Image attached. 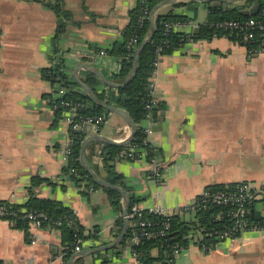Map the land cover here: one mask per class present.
Wrapping results in <instances>:
<instances>
[{"label":"crops","instance_id":"crops-1","mask_svg":"<svg viewBox=\"0 0 264 264\" xmlns=\"http://www.w3.org/2000/svg\"><path fill=\"white\" fill-rule=\"evenodd\" d=\"M47 1L0 0V201L22 207L32 194L59 202L73 210L83 228L81 250L109 245L119 236L116 222L122 214L102 189L85 191L62 172L68 126L48 100L55 85L42 73L56 61L73 79L75 68L88 64L110 80L120 63L107 52L122 42L139 0H51L71 15L59 36V18ZM174 4L158 12L186 18L174 22L172 32L187 40L161 57L153 74L158 110L149 148L162 167V182L149 176L146 159L118 158L114 169L142 209L179 208L209 186L235 183H249L264 201V53L250 56V43L230 34L192 39L206 23L205 3ZM100 50L107 54L96 56ZM87 73L79 69L77 76L84 82ZM84 131L83 139L100 134L123 140L130 133L112 113L98 133ZM100 144L85 147L90 166L98 162ZM33 178L44 181L34 186ZM119 245L72 264H141L129 246ZM65 251L61 229H19L0 219V264H66ZM172 264H264V231L241 233L211 252L189 243Z\"/></svg>","mask_w":264,"mask_h":264},{"label":"trees","instance_id":"trees-1","mask_svg":"<svg viewBox=\"0 0 264 264\" xmlns=\"http://www.w3.org/2000/svg\"><path fill=\"white\" fill-rule=\"evenodd\" d=\"M159 1L161 0H152L148 3L149 12ZM45 5L59 18V26L56 33L57 36H59L65 30V26L62 22L68 21L71 18V15L58 2L48 0ZM174 5L180 4L175 3ZM205 5L208 17L206 23L201 26L200 32L196 36L192 37L194 40L210 39L214 36L221 37L225 34L227 36H229V34L232 35V39H242L241 36H238V33L224 32L223 30L212 26L213 24L223 21H243L248 18H254L264 24V0H244V2L240 4L210 2L205 3ZM254 5H257L256 13L250 16L244 15V11L251 9ZM139 8L140 6L137 4L136 8L130 13L131 22L129 27L124 31L122 42L116 44L107 52L109 55L117 58L120 63L119 72L109 76L111 81L118 84H122L124 82L125 77L132 68L134 54L129 56L130 52L127 48L131 39L134 36L137 38V48L147 34L149 25L147 20L144 26L139 27L137 25ZM186 21V18L180 16L174 17L171 13H156L154 36L151 42L146 45L140 53L136 73L133 79L127 84L116 89L108 88V90L105 91L98 89V86H103V84L93 74L88 72L86 74V79L84 80V83L95 91L101 101L108 105L121 108L130 115L136 125V133L133 138L132 145L136 148V154H140L144 151L149 152L147 160H150L153 153L150 151L149 146L143 145V128L146 124V110L144 107L146 102L150 99L148 87L149 79L155 70L154 62L156 61L157 56L155 52L157 48H160L159 54L161 58L163 56L170 55L174 50L185 44L187 40L185 37L175 35L173 32L166 33L164 26L165 24L172 26L174 22L184 23ZM261 41H264V36L263 38L258 36L256 42L249 44V46H255ZM54 62V66L43 71V78L50 81L53 85H58L68 89L69 93L66 94V99H72L74 101L86 100L89 105L86 110L84 109L80 112L82 116L85 117L100 114H105L107 116L110 115L108 111L93 104L87 96L80 92L74 80L68 75L67 70L62 63L58 64V62ZM52 104L53 102L51 99V105ZM157 110V106L152 110L154 120L157 119ZM59 113L60 110H57L56 114L59 115ZM70 138L72 141L71 156L62 172L69 175L77 185L84 186L85 191L87 189H102L107 195L110 206L121 215L123 210L120 194L117 191L104 189L93 183L92 179L82 168L79 162L80 144L83 140L82 132L79 130L73 131L70 134ZM100 145L102 159L100 162L98 161L97 164H92L91 167L108 183L125 189L122 182V176L115 171L113 163L116 159L121 157L120 153L126 147L122 148L106 144ZM99 167L103 172H100ZM43 181L44 180L39 178H33L32 185H38ZM239 184L240 183L209 186L206 188V191L211 195L219 191H234ZM204 199L207 200L205 203H203ZM137 202V199L130 196V206L128 210L129 216L132 213V207L137 205ZM193 202L195 211L190 212L188 215L181 213L174 214L169 216L167 219L144 211L142 218L143 220L152 223V227L149 230L155 233V236L151 238H140L137 243L131 242L132 234L137 230L136 226L131 225V221L134 219L127 218V232L119 247L129 246L133 255L141 264H154L157 261L163 264H167L169 261H172L171 263H168L172 264L175 259L173 256L174 248H186L189 245V240L187 239L189 234L196 236L201 243H214L215 240L213 236L210 238L207 236V233L222 232L224 230H230L233 227L234 221L231 216L228 215L229 211L235 209L233 205H217L212 198H204L201 195L197 196ZM0 204H3L9 213L5 219L12 222L14 226L19 229H25L28 226L27 221L23 218L25 214L23 213L24 211L35 210L45 213L48 217L46 225L61 229L64 243L66 245L65 260L72 255V250L76 240L80 239L82 241L84 239L83 228L80 226L73 210L65 207L59 202L38 199L31 194L28 202L22 207L10 205L2 201H0ZM247 207L248 212L246 219L249 225L248 227L263 226L264 216L258 210L257 202L250 203ZM166 220H168L169 228L164 230L163 225ZM58 223L59 225H57ZM116 223L119 227L116 234L118 236L122 229L123 217L120 216ZM161 230L163 233H160ZM240 235L241 232H237L235 237H239ZM153 251L157 252V256L154 257L152 255ZM107 262H109V260H105L104 264Z\"/></svg>","mask_w":264,"mask_h":264},{"label":"built area","instance_id":"built-area-1","mask_svg":"<svg viewBox=\"0 0 264 264\" xmlns=\"http://www.w3.org/2000/svg\"><path fill=\"white\" fill-rule=\"evenodd\" d=\"M152 0H139L138 5L140 6L138 11V19H137V25L139 27L144 26L146 20L148 21L149 17V8L148 3ZM217 29H221L224 32L228 33H238V36L242 37V40L247 43H254L258 39V36H261L263 38L264 36V24L263 22L257 21L254 18H248L247 20L243 21H223L216 24H213ZM165 32L170 33L172 32L173 27L169 24H165ZM137 38L134 36L129 45L128 50L130 52L129 56H132L134 54V51L137 46ZM160 48H157L156 50V61L154 62L155 68L158 64V61L160 59ZM250 56L255 54H261L264 53V41L259 42L255 46H250L247 50ZM107 53L104 50H100L97 52L96 56H105ZM154 74V73H153ZM153 74L151 78L149 79V97L150 99L145 104V110H146V124L143 128V145L144 146H150L149 145V137L152 134V127L156 124L155 120L152 116V110L156 107L157 102L154 98V88H155V82L153 78ZM101 90H108V87L103 85V88ZM69 93V90L55 85L53 92L51 94V98L49 97L48 100L51 103V99L53 104L51 105L55 111L60 110V113L64 117V121L68 126L67 131V138L65 140V146L63 150L61 151V155L63 156L64 160L68 163L69 158L71 156V146L72 141L70 138V134L73 131L80 130L85 124L90 125V130L93 133H98L99 129L102 125L106 123L107 115L100 114V115H93V116H82L80 112L82 110H86L88 108V102L86 100H80V101H74L72 99H66V94ZM127 137V136H126ZM121 159H127V160H141L146 159L149 156V152L144 151L140 154H136V148L134 145H132V142L126 146L123 151L120 153ZM96 160H101V151L96 153L95 155ZM147 163L150 168L149 176L153 178L158 184L162 182V171H161V165L159 162L154 160V158H150V160H147ZM89 191H92V189H89ZM204 198H212L215 204L217 205H233L235 207L234 210L229 211L228 215L231 216L233 219V227L230 230H224L222 232H209L207 233V236L210 238H214V243H201L199 239L196 238V236L189 234L187 236V239L189 240V243H193L203 252H211L214 249L217 248V246L224 241H234L237 239L235 237V234L237 232H262L264 231V225L263 226H251L248 227L247 222V212L248 207L247 205L253 202H257L258 205L262 204V208H260L261 214L264 216V201L262 200V197L260 193H258L256 190L252 188V186L249 183H240L234 191H219L214 194H209L206 189L200 194ZM207 200H203V203H205ZM194 203V202H193ZM193 203L182 206L175 209H163V208H146L142 209L138 205H135L132 207V213L131 215L127 216L129 219H134L131 221L132 226H136L137 230L133 232L131 237L132 243H137L140 238H151L155 236V233L151 232L149 229L152 227V223L149 221L143 220V212H148L149 214L157 215L159 217L168 218L169 216H172L174 214H185L188 215L190 212L195 211ZM23 218L27 221V224L30 226V228L39 230L43 228L46 225V222L48 221V217L45 213L38 212L35 210H29L24 211ZM8 212L3 204H0V219H5L8 216ZM7 220V219H5ZM59 225V223L57 224ZM50 226V225H48ZM164 230L169 228L168 220L163 225ZM160 233H163L161 230ZM81 240L77 239L76 243L73 247L74 252H78L81 250ZM186 248L179 247L174 248L173 250V256L176 257L180 253L184 252ZM172 261H169L168 263H171Z\"/></svg>","mask_w":264,"mask_h":264},{"label":"water","instance_id":"water-1","mask_svg":"<svg viewBox=\"0 0 264 264\" xmlns=\"http://www.w3.org/2000/svg\"><path fill=\"white\" fill-rule=\"evenodd\" d=\"M182 1L202 2V3L220 2V3H224V4H236L239 2H243L244 0H161L151 9V11L149 13V17H148V24L149 25H148L147 34H146L144 40L142 41V43L136 48L135 53H134V57H133L132 68H131L130 72L127 74V76L125 77L124 82L122 84H118L114 81L107 79L96 68H94L93 66L88 65V64H81V65L77 66L74 70L73 80H74L75 84L77 85V88L80 90V92L83 95L87 96L93 104L105 109L109 113L116 114V115L120 116L124 120V122L126 123L127 127L129 128L130 133L123 140H111V139H109L105 136H102L100 134H92V135H88L86 138H84L80 144L79 162H80L82 168L90 176L93 183H95L97 186H99L101 188L117 191L120 194L121 203H122V207H123L122 208V210H123L122 211L123 225H122L121 232H120L118 238L116 239V241H114L113 243H111L109 245H104V246H99V247H94V248H87V249L80 250L78 252H74L70 256V258L67 260L66 264H72V262L77 258L88 256L90 254L109 249V248H111L115 245H118L122 242V240H123V238L127 232V228H128L127 216H128L129 206H130V197H129L126 189H124L120 186H115V185L108 183L107 181H105L100 175H98L93 170V168L90 166V164L86 160L85 147L89 143H101V144H106V145H111V146L123 148V147H126L127 145H129L133 141V138H134L135 133H136V125H135L133 119L130 117V115L125 110H123L121 108H118V107H115L112 105H108V104L104 103L103 101H101L98 98V96L96 95L95 91L91 87H89L87 84H85L82 80H80L78 78L77 71L79 69H82V70H85V71L93 74L102 82V84L104 86H106L108 88L116 89V88H119V87L127 84L128 82H130L133 79V77L136 73L137 62H138V58H139L140 53L142 52L144 47L151 42V40L154 36L156 13L164 6L171 5V4L176 3V2H182ZM256 11H257V5H254L251 9L244 11V15H248V16L254 15L256 13ZM196 30H197V28L194 31H196ZM84 129H85V131H84ZM82 130L84 131V133L89 134L90 133V125L85 124L82 127ZM82 130L80 129L79 131H82Z\"/></svg>","mask_w":264,"mask_h":264}]
</instances>
